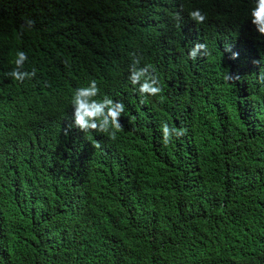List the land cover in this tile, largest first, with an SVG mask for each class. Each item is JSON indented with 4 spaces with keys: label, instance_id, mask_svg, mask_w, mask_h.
I'll return each mask as SVG.
<instances>
[{
    "label": "trees",
    "instance_id": "trees-1",
    "mask_svg": "<svg viewBox=\"0 0 264 264\" xmlns=\"http://www.w3.org/2000/svg\"><path fill=\"white\" fill-rule=\"evenodd\" d=\"M255 4L0 0V122L5 106L62 97L31 125L42 124L33 141L0 136V264H264V35L251 22ZM194 9L220 38L215 55L189 57ZM18 50L24 69L37 70L23 83L6 75ZM131 53L154 66L163 88L143 104L129 80ZM92 79L97 99L125 104L115 140L64 134L74 91ZM164 123L186 133L165 146Z\"/></svg>",
    "mask_w": 264,
    "mask_h": 264
},
{
    "label": "clouds",
    "instance_id": "clouds-1",
    "mask_svg": "<svg viewBox=\"0 0 264 264\" xmlns=\"http://www.w3.org/2000/svg\"><path fill=\"white\" fill-rule=\"evenodd\" d=\"M189 16L192 21L188 36L192 48L189 51V57L191 59H196L198 54L207 56L212 53L215 55L220 38L214 30H206L201 25L207 19V14L203 13L200 9H194L189 12ZM251 22L255 25L257 31L264 35V0H256L255 7L251 9ZM26 23L29 29L34 25L33 20H27ZM24 27V25H21L22 29H24ZM225 51H231V47H226ZM130 55L132 57V62L129 65V80L135 93L141 96L140 102L143 104L144 96L160 95L163 92V88L159 77L154 74V66L152 64L140 66L143 57L137 53H131ZM238 56V52H232L231 58L236 59ZM27 60V54L22 50H18L16 52V58L13 61L15 67L6 73V75L21 83L26 79L30 80L35 77L37 71L35 68L31 71L24 69V64ZM253 63L258 64L259 61L253 60ZM164 64H166V62H163L162 65ZM239 78V74H229L224 77L226 81L239 80ZM259 80L264 83V75L260 76ZM100 91V87L95 79L90 80L87 86L79 87L74 91L71 100L73 110H71L70 106L68 111L69 114L71 113L73 116L69 115L68 117L69 125L63 129L65 135H68L71 128H73L85 134L89 139H92V141L99 138L107 139L106 134L109 139H116L117 132L123 129L120 117L125 111V104L107 95H104L102 99H97L100 95ZM161 99H163V97H161ZM61 100L62 97L58 95L48 97L45 93H42L38 99L33 102L29 110H26L23 106H5L3 110H1V114L5 116V122H0V136L9 137L13 139V141L16 138L33 141V137L38 135L41 131L40 127L42 124L39 128L35 129H33L31 125L34 123H42L45 116H40L39 114H48L49 108H52L54 104ZM61 103L62 102H60V104ZM60 111L61 121H65L64 111H66V108ZM185 133L186 129H176L164 123L162 125L163 144L165 146L168 145L173 135L180 137ZM93 147L100 149V142L95 141Z\"/></svg>",
    "mask_w": 264,
    "mask_h": 264
}]
</instances>
